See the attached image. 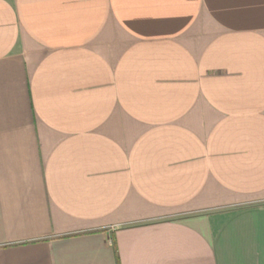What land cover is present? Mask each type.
Here are the masks:
<instances>
[{"label": "crops", "instance_id": "1", "mask_svg": "<svg viewBox=\"0 0 264 264\" xmlns=\"http://www.w3.org/2000/svg\"><path fill=\"white\" fill-rule=\"evenodd\" d=\"M0 264H264V0H0Z\"/></svg>", "mask_w": 264, "mask_h": 264}]
</instances>
